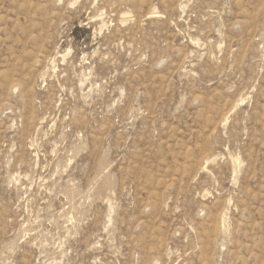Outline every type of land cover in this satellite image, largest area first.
<instances>
[{"label": "rangeland", "instance_id": "1", "mask_svg": "<svg viewBox=\"0 0 264 264\" xmlns=\"http://www.w3.org/2000/svg\"><path fill=\"white\" fill-rule=\"evenodd\" d=\"M0 264H264V0H0Z\"/></svg>", "mask_w": 264, "mask_h": 264}]
</instances>
